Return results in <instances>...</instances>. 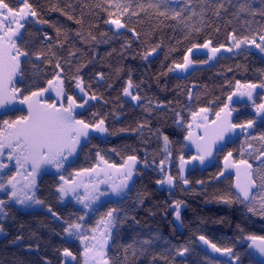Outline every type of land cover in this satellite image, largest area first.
Returning <instances> with one entry per match:
<instances>
[{"label": "trees", "instance_id": "1", "mask_svg": "<svg viewBox=\"0 0 264 264\" xmlns=\"http://www.w3.org/2000/svg\"><path fill=\"white\" fill-rule=\"evenodd\" d=\"M4 2L14 10L22 7L21 0ZM28 3L37 14L25 21L17 40V47L27 53L20 61L16 81L20 95L40 91L61 75L66 97L79 104L87 100L76 119L89 125L102 119L107 129L105 136H89L64 174L71 177L100 160L125 165L129 156L136 157L134 178L126 194L102 202L86 220V226L93 228L108 210L117 209L107 251L109 264H234L202 248L201 235L220 248H231L238 258L236 264H261L244 240L264 237V219L248 211L249 207L260 211L254 203L237 200L235 176L223 172L231 153L234 161L251 165L257 186L264 183V160L260 159L264 141L258 138L264 134V117H257L245 102L234 103L233 123L255 120L253 127L227 140L215 151L210 165L189 167L183 178L186 184L180 162L194 156L186 145L192 114L209 109L214 116L237 82L263 84L264 55L244 48L208 62L205 55L194 54L196 67L182 75L174 69L196 46L225 45L232 36H264V0ZM125 7L130 10L124 12ZM112 19H119L125 27L117 28L109 22ZM77 83L87 97L77 92ZM126 88L131 95L125 94ZM93 95L96 99L90 98ZM131 96L139 97L138 102ZM256 98L262 103L264 91H258ZM26 115L21 108L0 114V131L3 121ZM168 175L175 178L172 188L158 183ZM59 183V176L52 173H43L38 181L37 197L50 211H24L5 204L0 219L4 231L0 264H65V249L76 258L67 264H82L81 248L66 239L65 228L79 222L85 212L72 201L61 203ZM254 192L259 200L262 192L258 187ZM177 202L183 204L180 225L175 220ZM185 246L189 251L179 255L177 249Z\"/></svg>", "mask_w": 264, "mask_h": 264}, {"label": "rangeland", "instance_id": "2", "mask_svg": "<svg viewBox=\"0 0 264 264\" xmlns=\"http://www.w3.org/2000/svg\"><path fill=\"white\" fill-rule=\"evenodd\" d=\"M27 11V10H26ZM31 15H28L25 20L21 21L23 24L25 23L26 20L31 18ZM23 28L19 30L20 34L22 32ZM2 34V33H0ZM20 34L16 37H13V40L15 41L16 48L17 47V40L20 36ZM233 37V36H232ZM230 38L229 42L225 45L213 47L211 44H209L208 48H204L203 45L201 46H196L191 50V52H188L187 57L188 60L191 61V63L188 64V67L185 69L183 67H175L174 72L178 74H186L188 71L196 67L198 64L197 62L193 59V55H205L208 58V62H213L216 57L222 53H232L236 51H240L244 48L253 50L257 52L260 55H264V52H261L259 48L256 47V44H262L264 45V42L260 40V38L254 39L256 41V44L252 43H247V44H241L240 48H236L235 44L239 40H244V39H239L235 37V40L233 38ZM248 41H251L253 39H247ZM206 44V43H205ZM8 44L5 42V47H7ZM212 48H219L220 51L215 54V56L212 55L211 49ZM231 48V51H228V49ZM13 54H15V50L13 49ZM22 56L19 57V62L21 61ZM185 63V60H184ZM183 63V64H184ZM182 64V65H183ZM58 77V78H57ZM55 77V79L52 80L51 85H47L44 89L34 92L37 93L36 96H32V94L28 95L27 97H30L29 101L27 103H21L24 97L20 95V91L16 86V81L19 78V71L16 73V75L12 78V81L10 84H6L5 88L6 90L9 91L12 88L17 89L16 92V98L14 101L10 102L9 104L5 105L3 108H0V114L5 113L7 111L14 110L16 108H21L25 109L27 111V115L23 118H26L29 116V104H32L33 107L39 106H48V105H54L56 109H60L61 111L64 108L68 107L69 104V97H66L65 95V90L63 87V79L61 75H58ZM264 84V83H263ZM79 85V87H78ZM240 85H245V84H240ZM257 87L253 90L252 93V99L249 100L246 95H240L242 92H246L247 89H244L241 87L239 90L236 89L233 91V93H236L233 95V93L230 95L232 96L231 101L227 99V102L225 106L227 105V108L225 109V106H223L217 113L220 114V118L217 119V113L212 116V113L209 109H201L198 110L197 112L193 113L190 121L187 125V134H186V145L187 148L191 151L194 152L193 157H197V159H183V168L181 169V163L180 162V171L181 175L184 178L186 175V172L189 167L192 166H198L200 168H204L208 165H210L213 160H214V154L217 149L222 147L225 142L232 137H234L238 132L241 131L240 128L235 129L234 131H230L226 133L223 137V139H218L217 137L219 136V133L221 132L222 128L226 125V118L228 121L233 123V117L235 114V111L233 110V104L236 102H245L249 105L250 109L252 112H254L257 117L263 118L264 113H257L255 110V106L253 104V101H255V104H261L257 101V93L258 91H264V88L259 87L261 84H256ZM62 88V94L57 95V89ZM81 84L77 83L76 89L77 92L80 93L82 96H86V93L83 89L81 91ZM130 91V88L129 90ZM26 97V96H25ZM133 96H131L132 98ZM133 99V98H132ZM73 101H75L72 98ZM135 102H138V99H133ZM262 103H264V98ZM87 103L84 104H79L75 102L73 109H72V114L73 118L76 119L75 114L76 112L82 110ZM78 105H83L82 107ZM222 109H225L222 111ZM204 110V111H202ZM228 112L231 113L230 116H228ZM21 118L15 119L20 120ZM78 120V119H76ZM12 121H9L11 123ZM102 127H105V124L102 125ZM106 128V127H105ZM12 132V129L8 128L6 125L3 126L2 130L0 133H3V138L7 140L9 137V134ZM92 134H97L100 136H105L106 132H99L98 130L95 129V127H90L88 129V135L87 136H81L80 141L78 145L76 146V150L72 155L68 156L67 159L63 162V166L61 168H56L54 165H49L45 164L42 165L39 170L35 174V186L33 189L28 190L29 194L31 195L32 192H35L34 200H37V191H38V181L43 173H52V174H57L59 176V187H58V195L60 198V201L62 204L67 203L68 201L74 202L77 206L81 207L84 212V219L80 220L79 223L82 225V227L79 229V234L78 235H69L68 233L65 234L66 239L76 241L80 248H81V259H82V264H109L108 259H107V251L108 247L111 241V236L114 230V225L110 226L108 231L105 232V225L99 224L98 223L95 225L93 228H89L86 226V220L88 216L93 212V210L100 205L102 202H105L107 200H117L123 197L126 192L128 191L129 187L132 184L133 178H134V169L133 168V174L130 180L127 181V187L123 189V191L119 194L116 195L113 192V187L120 185L121 181L124 180L123 176V166L124 165H115V164H109L105 163L103 160H100L99 163L90 169H86L89 171H77L72 174L71 177H67L64 174V171L66 167L75 159L77 153L79 152L82 144L91 136ZM199 146V147H198ZM211 146V154L206 155L205 154V149ZM11 151L9 148L4 149V156L0 157V162H3L8 165L7 168H5L2 172H0V183H6V180L8 177L16 175L17 171H19V175L16 176V182H17V187H23L25 184L28 183L29 180L32 179V176L29 175V173L32 172V168L30 164H26L23 168H17L15 164V159L9 161L8 160V153ZM203 155L204 160L203 163H201L200 159L198 158L199 156ZM261 160H264V154L260 158ZM136 164V163H135ZM110 165H115L114 168L109 167ZM247 165L249 164H244L241 162H236L233 159V155L226 157L225 162H224V174L232 173L235 176V184L240 183L241 185H244L248 179L247 173L251 172L252 174V179H253V170L252 167L249 169L247 168ZM92 169H96V171H91ZM103 169V171H101ZM117 169H120V171H117ZM63 177V179H61ZM67 181L68 183H65ZM103 181V183H101ZM74 182V183H73ZM163 186L167 188H172V184L169 185L167 183L162 184ZM64 187L65 190L67 191V195H64L59 192L60 187ZM95 186V187H94ZM75 188V192L70 191L69 189ZM98 189V191L96 190ZM237 189V188H236ZM256 189V188H255ZM253 189V191H255ZM237 191H239L237 189ZM99 196L98 200H84L82 203L79 198H83L85 196ZM102 194V195H101ZM261 196H264V192H262ZM0 200H4L5 204L11 203L17 206L19 209L24 210V211H31V210H48L50 209L45 208L43 203L36 204L29 202L27 205H20L18 204L14 199H10V186L8 187L7 190L5 191H0ZM39 200V199H38ZM85 204H89L90 207L86 208ZM255 207H257L260 211L255 212V209L253 211H249L252 216L260 219H264V209L261 208L260 206V200H256L254 202ZM183 207V204L179 203V212L181 213V209ZM5 208V205H4ZM174 211H175V220L178 225H180V218L177 220L176 218V204L174 205ZM262 211V212H261ZM261 212V216L258 214ZM4 213H0V219H2ZM263 216V217H262ZM104 218V217H103ZM74 223V224H76ZM93 229H96V231H93ZM104 232L105 234L102 236L101 233ZM4 236V231L0 232V237ZM84 237H87L85 239ZM95 237V239H93ZM106 241V242H105ZM199 245L204 248L206 251H208L210 254L217 256L219 258H223L226 260H229L233 262L234 264L237 263V259L233 255V250L232 254H224V253H216L211 250V248L208 245H205L203 241L199 240L198 238ZM244 243L247 244L249 250L253 253L254 256H256L258 259L261 261H264V253H260L258 247H256L252 241H250L247 238H245ZM260 241H256V245H259ZM88 249L87 251V256H85V250ZM223 249V248H222ZM76 260L74 254L70 257L64 256V263H74Z\"/></svg>", "mask_w": 264, "mask_h": 264}, {"label": "snow or ice", "instance_id": "3", "mask_svg": "<svg viewBox=\"0 0 264 264\" xmlns=\"http://www.w3.org/2000/svg\"><path fill=\"white\" fill-rule=\"evenodd\" d=\"M161 3L166 2V0H160ZM22 7L18 10H14L12 7L9 6L8 3H5L4 0H0V108H3L5 105L9 104L10 102L14 101L16 98L17 89L12 88L9 91L6 90L5 85L10 84L12 78L16 75V73L20 69V56H27V53L22 52L19 48H16L15 41L13 37H16L20 34L19 30L24 27V24L21 22L26 19L28 15L36 16V11L32 8V5L28 3V0H21ZM158 7L159 5H155ZM27 10V11H26ZM119 10V6H118ZM127 7L124 8V12L129 11ZM134 15L137 13H133ZM163 14V13H161ZM179 15V13H177ZM111 24L116 25L117 28L125 27L124 24L120 22L119 19H112L109 21ZM235 40V36L232 37ZM260 40L264 42V36H260ZM5 42H7L8 46L5 47ZM252 43L256 44V41L253 39L248 41L247 39L239 40L236 42L235 47L240 48L241 44ZM204 48H208L209 44H204ZM256 47L260 49L261 52H264V45L256 44ZM15 50V54H13L12 50ZM232 49L229 48L228 51ZM219 48H212L211 52L212 55L215 56L217 52H219ZM191 52V49H189ZM185 63L183 65H177V67L187 68L188 64L191 61L188 60V57L185 58ZM59 67V65H57ZM58 78V77H57ZM52 84V81H49V85ZM79 87V85H78ZM129 87H131V82H129ZM241 87L247 89L246 92L240 93V95H246L249 100L252 99L253 90L257 87L256 84H245L240 85L237 82V89L239 90ZM259 87L264 88V84L259 85ZM83 91V88H81ZM62 94V88L57 89V95ZM126 95H131L128 89H125ZM236 93H233L235 95ZM37 93H32V96H36ZM91 99H96L93 95L90 97ZM133 99H138L139 97L133 96ZM30 97H24L21 103H27ZM229 101H231L232 96L228 97ZM69 104L67 108H64L62 111L60 109H56L54 105L48 106H39L33 107L32 104H29V116L26 118H21L20 120L9 121L5 120L3 123L10 129L12 132L9 134L7 140L0 138V157L4 156V149L9 148L11 151L8 153V160L11 161L15 159V164L17 168H23L26 164H30L32 168V172L29 173L32 176V179L28 181L23 187L18 188L16 182V176L19 175V171H17L16 175L10 176L7 178L6 183H0V191H5L10 186V199H14L20 205H27L29 202L40 204L42 201L34 200L35 192L29 194L28 190H31L35 186V174L39 170L42 165L49 164L54 165L56 168H61L63 166V162L67 159L68 156L72 155L75 152L76 146L80 141L81 136L88 135V129L90 127H95L96 130L99 132H106L107 129L102 127L104 121L101 119L95 125H89L85 123L83 120H76L73 118L72 109L75 104V101L72 100L71 97L68 98ZM87 103V100L84 101ZM255 110L257 113H264V103L255 104ZM82 107L83 105H78ZM227 105L225 106V109ZM225 109H222L224 111ZM204 111V110H202ZM217 119L220 118V114L217 113ZM231 113L228 112V116ZM255 124V120H248L246 123L243 124H234L227 120L226 118V125L222 128L221 132L219 133L218 139H223L224 135L230 131H234L237 128H240L242 131L246 129H250ZM0 137H3V133H0ZM257 137H253L256 139ZM260 140L264 141V134L258 137ZM165 144L168 143V137H164ZM199 147V146H198ZM205 154H211V146H208L205 149ZM231 156V153H229ZM203 163L204 156L201 155L198 157ZM101 159H103L101 157ZM193 159H197V157H193ZM181 169L183 168V158H181ZM105 163H107L105 161ZM136 157L129 156L125 165L123 166V176L124 180L121 181L120 185L113 187V192L116 195H119L124 188L127 187V181L131 179L133 174V168L135 167ZM241 163L246 164V161H241ZM163 164L164 161H161V171H163ZM8 165L0 162V172H2ZM109 167L114 168L115 165H110ZM247 168H251V165H247ZM89 171V170H85ZM91 171H96V169H92ZM103 171V169H101ZM120 171V169H117ZM247 181L244 185L240 183L236 184V188L239 190L237 194V200L241 203L248 202V204H252L257 200V194L253 191L255 188H259L261 192H264V183L260 184L259 186L256 185L254 179H252L251 172L247 173ZM63 179V177H61ZM174 177L171 175L166 176L165 179L158 181L160 184L167 183L171 185L174 182ZM183 180V177L181 176ZM186 184L188 183L187 180H183ZM65 183H68L65 181ZM74 183V182H73ZM103 183V181H101ZM95 187V186H94ZM70 191L75 192V188L69 189ZM98 191V189H96ZM59 192L67 195V191L62 186L59 189ZM102 195V194H101ZM83 203L84 200L91 199L93 201L98 200L99 196H85L83 198H79ZM224 202H230L227 198L221 197ZM260 206L264 209V196L259 197ZM4 205L5 201L0 200V213H4ZM85 207H90L89 204H85ZM176 218L179 220L180 212H179V202L176 203ZM252 207L248 208V211H253ZM114 213L117 214V209L113 208L107 211L105 217L99 221V224L105 225V232L108 231L110 226L115 224L116 218L114 217ZM6 214V213H5ZM83 220V217H80ZM82 227L81 224H69L65 228V232L69 235H78L79 229ZM3 231V228L0 227V232ZM96 231V229H93ZM105 233L102 232L101 235L103 236ZM87 239V237H84ZM95 239V237H93ZM248 239L253 242V244L258 247L260 253H264V237H257V236H249ZM199 240L203 241L205 245H208L213 252L216 253H224L231 255L232 249L231 248H220L215 243H212L205 236L201 235ZM256 241H260L259 245H256ZM106 242V241H105ZM88 249L85 250V256H87ZM189 251L188 247H183L182 249H177L179 255L183 256L185 253ZM63 255L66 257L72 256V253L67 249L64 250ZM238 259V258H237ZM264 264V261L261 262Z\"/></svg>", "mask_w": 264, "mask_h": 264}]
</instances>
